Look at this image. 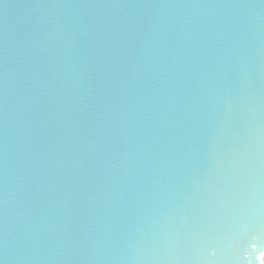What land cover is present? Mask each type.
<instances>
[{
  "label": "water",
  "instance_id": "obj_1",
  "mask_svg": "<svg viewBox=\"0 0 264 264\" xmlns=\"http://www.w3.org/2000/svg\"><path fill=\"white\" fill-rule=\"evenodd\" d=\"M0 264H264V0H0Z\"/></svg>",
  "mask_w": 264,
  "mask_h": 264
}]
</instances>
